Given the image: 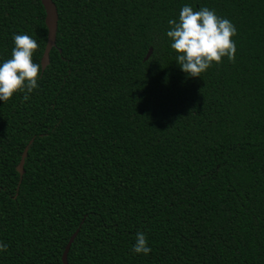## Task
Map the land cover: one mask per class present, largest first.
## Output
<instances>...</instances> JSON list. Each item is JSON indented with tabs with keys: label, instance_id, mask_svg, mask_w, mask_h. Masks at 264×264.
Masks as SVG:
<instances>
[{
	"label": "trees",
	"instance_id": "obj_1",
	"mask_svg": "<svg viewBox=\"0 0 264 264\" xmlns=\"http://www.w3.org/2000/svg\"><path fill=\"white\" fill-rule=\"evenodd\" d=\"M52 1L39 87L0 101V264H62L76 230L68 264H264V0ZM185 4L235 25L234 63L182 70ZM13 34L40 63V0H0V63Z\"/></svg>",
	"mask_w": 264,
	"mask_h": 264
},
{
	"label": "clouds",
	"instance_id": "obj_2",
	"mask_svg": "<svg viewBox=\"0 0 264 264\" xmlns=\"http://www.w3.org/2000/svg\"><path fill=\"white\" fill-rule=\"evenodd\" d=\"M166 35L171 48L178 54L176 60L182 70L191 77H201L214 63L223 58L235 62L237 46L233 37L237 35L235 25L227 18L220 17L214 10L202 7L199 10L185 4L179 14V21L170 19ZM14 48L11 58L0 63V101L7 102L14 94L24 93L29 99L39 87L38 80L43 64L34 62L38 50L37 41L27 34H13ZM0 251H7V245L0 242ZM132 251L148 255L152 248L143 232H137Z\"/></svg>",
	"mask_w": 264,
	"mask_h": 264
},
{
	"label": "water",
	"instance_id": "obj_3",
	"mask_svg": "<svg viewBox=\"0 0 264 264\" xmlns=\"http://www.w3.org/2000/svg\"><path fill=\"white\" fill-rule=\"evenodd\" d=\"M40 1H41L43 8L45 10V25L47 28L46 44H45V48H44L43 55H42L41 62H40L44 66V68L42 69V71H44V69L46 68V66L49 63V52L53 48V46L55 45L58 13H57L56 6L52 0H40ZM151 54H152V48L150 47L146 53L144 60H147ZM26 151H27V149L24 150V152L22 154V158L20 160V163L16 167V171L19 174L20 180L24 174L23 164H24V159L26 157ZM20 180H19V183H20ZM19 183H18V185H19ZM77 233H78V230H76L70 236L68 242L65 245L64 251L61 255L62 264H68L67 254H68L70 246H71L73 240L75 239Z\"/></svg>",
	"mask_w": 264,
	"mask_h": 264
}]
</instances>
